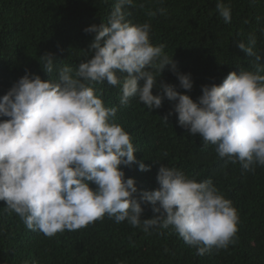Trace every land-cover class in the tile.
Wrapping results in <instances>:
<instances>
[{"label": "clouds", "instance_id": "obj_1", "mask_svg": "<svg viewBox=\"0 0 264 264\" xmlns=\"http://www.w3.org/2000/svg\"><path fill=\"white\" fill-rule=\"evenodd\" d=\"M132 5L133 0H116L106 24L83 29L94 37L75 70L60 67L56 80L26 71L0 96V117H7L0 119V201L27 229L47 237L87 227L107 214L149 234L172 226L199 256L226 249L238 231L232 202L211 179L197 182L165 164L158 168L157 189L138 190L120 166L136 164L142 172L150 166L137 160L130 135L114 122L117 107H105L93 85L119 86L122 106L133 97L149 109L160 108L164 99L175 101L180 127L199 135L205 147L215 145L218 157L254 171L255 165L264 166V56L253 51L256 39L250 35L248 46L237 47L255 57L254 71L239 69L219 85H202L196 101L163 82L158 85L163 95H153L162 71L175 64L163 53L165 45L150 42V24L125 19L123 9ZM216 8L230 23V7L217 0ZM40 58L43 71L52 73L57 57ZM174 74L180 87L191 91L190 74ZM142 204L160 214L142 220Z\"/></svg>", "mask_w": 264, "mask_h": 264}, {"label": "trees", "instance_id": "obj_2", "mask_svg": "<svg viewBox=\"0 0 264 264\" xmlns=\"http://www.w3.org/2000/svg\"><path fill=\"white\" fill-rule=\"evenodd\" d=\"M221 2L231 9L230 23L219 15L217 0H133L132 6L124 7L126 20L150 24V42L165 45L163 53L175 64V69L166 66L162 71L153 95H163L158 87L163 82L196 101L202 95V85H219L229 72L238 73L239 69L255 70V57L247 56L237 44L248 46L250 35H254L253 51L264 56V0ZM115 3L0 0V96L26 71L42 80H56L60 67L68 65L75 70L94 37L83 29L106 24ZM45 53L57 57L50 74L43 71L40 56ZM174 72L190 74L191 91L180 87ZM93 87L101 93L105 107H117L114 122L130 135L137 160L150 166L145 172L136 164L120 166L125 178H134L138 190L152 191L159 187L158 168L165 164L197 182L211 179L238 212L235 243L199 256L172 226L150 229L149 234L127 221L117 224L107 214L87 227L47 237L27 229L0 201V264H264V166L255 165L250 171L239 162L218 157L215 145L205 147L199 135H190L178 125L175 101L164 99L160 108L149 109L133 97L122 106L119 86L105 81ZM141 206L142 220L160 214L153 213L150 204Z\"/></svg>", "mask_w": 264, "mask_h": 264}]
</instances>
